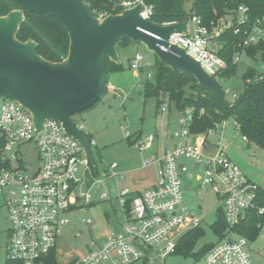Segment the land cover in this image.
I'll return each mask as SVG.
<instances>
[{
	"label": "built area",
	"instance_id": "built-area-1",
	"mask_svg": "<svg viewBox=\"0 0 264 264\" xmlns=\"http://www.w3.org/2000/svg\"><path fill=\"white\" fill-rule=\"evenodd\" d=\"M138 4L143 6L141 16L150 20L152 7L142 0H126L123 7L127 10ZM248 15V8L241 6L233 17L221 19L212 30L205 27L200 18H193L188 22V26L193 23V29L188 27L187 33L172 34L169 44L186 50L218 79L217 74L227 65L213 50L211 40L235 24H246ZM97 18L103 20L107 17L100 15ZM245 45L264 48V28L254 26ZM142 62L143 57L137 54L131 69L139 72ZM235 98L233 96V100ZM160 111L167 112L168 106L163 105ZM193 122V112L180 115L179 128L171 134L176 142L174 147L164 150L159 158L144 162L145 167L159 168L156 184L136 196L129 208L131 192L128 189L119 192L118 199L124 212L122 231L107 230L99 243L91 244L80 264H167L169 258L178 256L181 239L202 223L184 205V178L192 181L195 177L200 187H207L217 196L219 208H222L231 230L256 208L258 186L228 156L225 128L229 122L202 134L192 133ZM155 137L141 138L134 146L139 150L152 148ZM243 140L247 142L244 137ZM31 142L36 144V165L26 161L20 152ZM185 160L194 163L196 175L192 174ZM118 168L117 164H111L109 175L123 178ZM94 169L97 165L91 163L83 146L66 133L61 123L48 120L37 134L28 110L12 99L0 101V197L5 201L10 222L7 260L46 264L57 248L60 229L70 223L69 214L78 208L84 210L85 207H78L80 201L86 205L92 203V185L87 192L82 188L90 184V179H95ZM100 182L96 180V183ZM108 197L107 194L101 195L102 199ZM263 212L264 209H260V213ZM84 223L92 225L94 221ZM248 243L246 238L231 232L204 258L192 264H254Z\"/></svg>",
	"mask_w": 264,
	"mask_h": 264
},
{
	"label": "rangeland",
	"instance_id": "rangeland-1",
	"mask_svg": "<svg viewBox=\"0 0 264 264\" xmlns=\"http://www.w3.org/2000/svg\"><path fill=\"white\" fill-rule=\"evenodd\" d=\"M137 53L143 57V72L130 68L131 59ZM118 54L124 70L111 73L108 82L118 91L107 92L90 109L73 117L82 127L83 132L91 138L97 169H94L95 179H90V184L82 188L87 192L92 185V203L86 205L84 201H80L78 207H85L84 210L80 208L74 210L69 214L70 223L60 229L55 250L59 264H80L91 244L99 243L107 230L115 233L122 231L124 212L118 199L119 192L128 188L143 190L151 187L155 182L158 167H145L144 162L161 156V152L156 153L157 141L152 144V148L145 150L136 148L132 144L133 141L140 134L142 140L156 133L161 136L164 132L170 131L172 134L174 128L170 127L168 122H175L180 118L175 105L170 104L167 98L162 97L160 101L163 105H170L171 110L162 113L157 107L156 99H146L144 96V85L153 80L156 71L155 54L145 45L134 43L118 51ZM251 68L264 72V63L242 55L238 60L236 76L230 80H219V84L227 92V100L232 101L233 96L238 97L242 93L244 87L242 76ZM135 72L138 74L135 75ZM127 134L130 135V140L127 139ZM225 135L231 158L255 185L264 188V149L254 144L248 145L243 140V136L233 129L232 124L226 126ZM20 152L26 161L38 164L35 143L24 145ZM185 162L192 174L196 175L194 163L189 160ZM111 164L119 166L118 172L123 178L116 179L109 175L108 167ZM198 172L201 174L200 171ZM96 180L101 182L96 183ZM200 185L195 177L192 181L183 179L184 205L200 218L202 223L199 228L205 231L204 237L196 246V252L207 244L219 241L211 227L216 222L220 203L210 189ZM102 194H107L109 197L102 199ZM88 220L94 223L85 224L84 221ZM9 228L8 210L5 201L0 197V264H5L8 258ZM248 250L254 264H264V227L258 239L248 243ZM192 262V258L181 256H173L167 260V264H192Z\"/></svg>",
	"mask_w": 264,
	"mask_h": 264
},
{
	"label": "trees",
	"instance_id": "trees-1",
	"mask_svg": "<svg viewBox=\"0 0 264 264\" xmlns=\"http://www.w3.org/2000/svg\"><path fill=\"white\" fill-rule=\"evenodd\" d=\"M126 0H85L89 12L94 17L104 15H120L124 10L123 2ZM147 6L152 7L150 21L159 25H171L191 21L200 18L205 27H212L221 19H228L235 15L241 6L249 10V20L246 24H235L233 28L223 31L218 37L211 40L212 48L222 58L227 68L217 74L218 80H230L235 77L238 70V60L242 55L254 61L264 63V48L262 46L249 47L245 41L252 32L254 26L264 28V0H142ZM21 8L10 0H0V17L7 16L10 12ZM24 21L20 26L17 39L21 43L29 40L36 43V53L44 60L51 63L63 62L69 53L70 39L61 21L46 15L23 10ZM133 44L130 40H122L118 43V51L126 49ZM156 56V55H155ZM155 74L152 81L144 85L146 99H156L160 110L163 106L160 98H167L170 104H174L180 115L189 111L194 114V122L191 126L193 134L207 133L217 125L229 122L233 125L248 144H254L264 149V72L248 69L242 76L243 91L234 100H227L229 108L219 105L218 99L212 93L201 88L196 79L189 74H180L166 68L156 56ZM132 61V59H131ZM107 84L101 99L107 93L109 75L124 70L122 63L116 64L106 59ZM131 64V63H130ZM131 68V66H130ZM144 68L141 67L140 72ZM227 99V92L224 91ZM100 99V100H101ZM99 100V101H100ZM168 110H171L170 105ZM204 114L201 115V111ZM89 137L88 135H86ZM142 138L138 135L133 145ZM90 141L91 138L89 137ZM128 140L131 137L127 138ZM139 194L131 195L130 202ZM264 188L258 187L256 208L251 210L240 224L233 230L229 229L222 208H218L217 219L211 227L219 241L231 232L244 237L248 242L258 239L264 227ZM205 231L197 228L189 231L178 245V256L192 258L199 261L204 258L216 245L207 244L196 252L198 242L204 237ZM56 250V249H55ZM55 250L48 257L46 264H59ZM5 264H22L20 261L6 260Z\"/></svg>",
	"mask_w": 264,
	"mask_h": 264
},
{
	"label": "water",
	"instance_id": "water-1",
	"mask_svg": "<svg viewBox=\"0 0 264 264\" xmlns=\"http://www.w3.org/2000/svg\"><path fill=\"white\" fill-rule=\"evenodd\" d=\"M21 10L0 17V101L12 99L28 110L37 128L54 120L84 148L96 165L91 141L74 120L97 103L107 84L106 59L120 64L118 43L143 44L166 68L189 74L212 93L223 108L230 104L219 80L210 75L186 50L169 44L175 33H187L188 21L159 25L141 16L142 4L100 20L88 10L85 0H10ZM23 10L57 19L64 25L70 47L67 58L51 63L36 53L37 45L21 43L17 34L24 21Z\"/></svg>",
	"mask_w": 264,
	"mask_h": 264
},
{
	"label": "crops",
	"instance_id": "crops-1",
	"mask_svg": "<svg viewBox=\"0 0 264 264\" xmlns=\"http://www.w3.org/2000/svg\"><path fill=\"white\" fill-rule=\"evenodd\" d=\"M191 30L193 29V23H189V26H188ZM137 54H139V53H137ZM134 59V58H133ZM133 59H132V61H133ZM132 61H131V63H132ZM130 66H131V64H130ZM140 72V71H139ZM138 73L137 72H135V75H137ZM118 91V89H116V88H114L112 85H108V90H107V92L108 93H116ZM168 119H170V116L168 117ZM229 124H231V123H229ZM168 125L170 126V127H172V128H174V131L175 130H177L178 128H179V125H178V121H175V122H168ZM233 129H234V127H233ZM237 131V130H236ZM155 142L157 141V145H158V149L156 150V153L158 154L159 152H161V155H162V152L164 151V150H166V149H168V148H172V147H174V145L176 144V142L172 139V137H171V132L170 131H166V132H164L163 133V135H159V134H155ZM246 142V141H245ZM247 144H248V142H246ZM249 145V144H248ZM213 148V147H212ZM228 156H229V158L236 164V165H238L232 158H231V156L229 155V152H228ZM239 166V165H238ZM119 167V166H118ZM240 168V167H239ZM241 169V168H240ZM242 170V169H241ZM244 174H245V172L244 171H242ZM159 175H160V173H159V168H157V171H156V176H155V182L153 183V185L151 186V187H153L155 184H156V182H157V180H158V177H159ZM246 175V174H245ZM247 176V175H246ZM248 177V176H247ZM249 179H250V177H248ZM251 180V179H250ZM151 187H149V188H146V189H143V190H139V189H129L128 188V190L131 192V194L132 195H135V194H141V193H143L144 191H146V190H148V189H150Z\"/></svg>",
	"mask_w": 264,
	"mask_h": 264
}]
</instances>
